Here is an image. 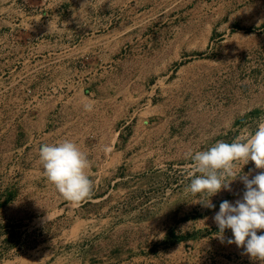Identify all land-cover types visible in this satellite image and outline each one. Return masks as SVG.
<instances>
[{
    "label": "rangeland",
    "instance_id": "rangeland-1",
    "mask_svg": "<svg viewBox=\"0 0 264 264\" xmlns=\"http://www.w3.org/2000/svg\"><path fill=\"white\" fill-rule=\"evenodd\" d=\"M68 19L81 25L83 80L129 106L114 169L96 170L105 184L75 205L0 202V264H262L227 243L230 229L216 236L212 218L242 181L215 208L186 188L192 153L264 121V0H0V32L54 33Z\"/></svg>",
    "mask_w": 264,
    "mask_h": 264
},
{
    "label": "crops",
    "instance_id": "crops-1",
    "mask_svg": "<svg viewBox=\"0 0 264 264\" xmlns=\"http://www.w3.org/2000/svg\"><path fill=\"white\" fill-rule=\"evenodd\" d=\"M62 26L54 33L0 32V122L7 123L0 134V202L23 194L44 204L61 195L44 174L42 144L77 143L88 156L91 180L100 168L106 175L114 169L129 106L120 93L83 80L81 25L68 19ZM85 103L93 110L86 111ZM100 176L92 180L96 188L106 182Z\"/></svg>",
    "mask_w": 264,
    "mask_h": 264
},
{
    "label": "clouds",
    "instance_id": "clouds-1",
    "mask_svg": "<svg viewBox=\"0 0 264 264\" xmlns=\"http://www.w3.org/2000/svg\"><path fill=\"white\" fill-rule=\"evenodd\" d=\"M84 109L92 111L93 104L85 103ZM109 150L105 146L104 151ZM190 159L192 167L187 173L190 182L186 191L196 196L203 207L215 208L211 198L221 191H231L233 181H242V198L234 203L221 201L212 218L218 227L216 236L223 242L225 231L230 229L232 236L227 243L243 248L251 259L264 264V231H260L264 230V171L255 175H251L252 170L243 171L250 161L255 169L264 170V121L258 123L254 132L247 133L246 138L237 137L232 142L218 140L192 153ZM39 160L47 180L70 204L90 198L93 182L87 174L89 160L77 143L64 139L42 144Z\"/></svg>",
    "mask_w": 264,
    "mask_h": 264
}]
</instances>
